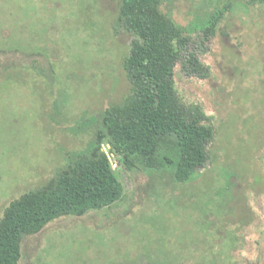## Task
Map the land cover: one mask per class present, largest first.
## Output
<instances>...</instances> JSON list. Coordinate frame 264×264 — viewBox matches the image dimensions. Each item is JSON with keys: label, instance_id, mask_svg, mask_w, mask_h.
I'll return each mask as SVG.
<instances>
[{"label": "rangeland", "instance_id": "1", "mask_svg": "<svg viewBox=\"0 0 264 264\" xmlns=\"http://www.w3.org/2000/svg\"><path fill=\"white\" fill-rule=\"evenodd\" d=\"M118 7L0 0V45L20 53L0 61L30 69L0 72V218L85 152L101 113L129 93L122 59L131 36L118 28ZM224 9L203 42L209 17ZM162 11L208 70L188 77L179 64L175 87L215 129L209 161L176 184L169 166L126 170L111 157L123 199L24 238L19 264H264V0H172ZM164 155L176 156L173 142Z\"/></svg>", "mask_w": 264, "mask_h": 264}, {"label": "trees", "instance_id": "2", "mask_svg": "<svg viewBox=\"0 0 264 264\" xmlns=\"http://www.w3.org/2000/svg\"><path fill=\"white\" fill-rule=\"evenodd\" d=\"M171 1L119 0L118 28L131 36L122 59L129 93L101 113L98 130L85 152L5 206L0 218V264H19L24 238L38 234L49 223L120 202L124 188L112 169L111 157L119 158L126 170L169 166L176 184L190 182L209 161L215 129L206 124L200 107L182 103L175 87L179 64L188 77L206 79L208 70L198 54L189 50L186 29L162 11ZM225 10L209 17L202 30L203 42L215 36ZM18 53L0 45L2 59ZM25 56L36 57L33 53ZM2 63L1 73L13 68L30 70ZM166 141L175 144L176 156L159 157ZM104 143L109 155L103 151Z\"/></svg>", "mask_w": 264, "mask_h": 264}, {"label": "built area", "instance_id": "3", "mask_svg": "<svg viewBox=\"0 0 264 264\" xmlns=\"http://www.w3.org/2000/svg\"><path fill=\"white\" fill-rule=\"evenodd\" d=\"M110 162H111V159H110ZM111 166H112V169H114L116 167V165H112V163H111Z\"/></svg>", "mask_w": 264, "mask_h": 264}]
</instances>
